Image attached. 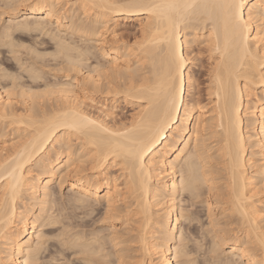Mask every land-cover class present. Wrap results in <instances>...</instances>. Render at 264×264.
Masks as SVG:
<instances>
[{"label": "bare ground", "instance_id": "bare-ground-1", "mask_svg": "<svg viewBox=\"0 0 264 264\" xmlns=\"http://www.w3.org/2000/svg\"><path fill=\"white\" fill-rule=\"evenodd\" d=\"M46 233L77 264H155L146 234L157 264H264V0H0V264Z\"/></svg>", "mask_w": 264, "mask_h": 264}, {"label": "rangeland", "instance_id": "rangeland-1", "mask_svg": "<svg viewBox=\"0 0 264 264\" xmlns=\"http://www.w3.org/2000/svg\"><path fill=\"white\" fill-rule=\"evenodd\" d=\"M126 24H127V25H126ZM128 24H129V25H128ZM121 25H122V26H121ZM121 25L118 26L119 28H117V29L120 30V31H117V32H119L118 34H122V33H123V35H121V36H122V37H121L122 40H123L124 42H125V40H126V43L129 45V47H132V44H133L132 42H134L133 40L135 39V35H134V33H133V31H135V27L133 26V24H131V22H127V23H125V24H121ZM122 27H123V28H122ZM131 27H132V28H131ZM124 29H125V30H124ZM128 31H130L131 33L128 32ZM120 32H121V33H120ZM126 35H127V36H126ZM133 35H134V37H133ZM123 38H124V39H123ZM127 41H128V42H127ZM131 43H132V44H131ZM199 46H200V45H199ZM195 47H197V48H195ZM200 47H201V46H200ZM192 48H193L194 56H195V53H196V56H195V57H198V59H195V58H194L195 61H193V63H194L193 69H194V72H195V76H196V78H198V79H197L198 83L200 82V84H201V85L199 84V85H200L199 88H200V89H203V88L205 87L204 85L206 84V79H207V78H206V74H205V72L207 71V66H208V64L206 63V62H207L206 60H207V56H208V55H207L206 53H202L201 51H197V49L200 50V48L198 47V44H197V43H195L194 45L192 44ZM194 50H195V51H194ZM198 52H199V54H197ZM197 55H198V56H197ZM200 55H201V58H200ZM206 55H207V56H206ZM204 56H205V57H204ZM130 57H131V56H130ZM129 59H130V58H129ZM199 59H201V60H199ZM202 59H203V61H202ZM204 59H205V60H204ZM200 61H201V62H200ZM130 62H131V61H130ZM195 62H198V63H196L197 66H196ZM130 64H131V63H130ZM200 65H201V66H200ZM202 65H203V66H202ZM205 65H206V66H205ZM132 66H133V64H132ZM194 67H195V68H194ZM195 70H196V71H195ZM204 71H205V72H204ZM202 72H203V73H202ZM200 73H201V74H200ZM203 79H204V80H203ZM204 81H205V82H204ZM202 85H203L204 87H202ZM201 91H202V97L204 98V97H205V96H204L205 94H203L204 91H203V90H201ZM107 97H108V95L104 97L106 100H105V99H103V100L106 101V102H105L106 104H109V103L107 102V100L110 101L109 99H111V96L109 95V97H108V98H107ZM121 99H122V101H121ZM121 99L119 98V99H118L119 101L117 100V101H115L116 103H114V105H115V104L117 105V106L115 105V108H113L114 113H115V114H118L117 117H119V116H120V117H123L124 114L129 115V114H130L129 112H130V111L132 112V107H133V106H132L130 103H128L127 100L124 101V99H123L122 97H121ZM120 101H121V102H120ZM103 102H104V101H103ZM124 102H125V103H124ZM117 103H118V104H117ZM122 103H123V104H122ZM124 104H125V105H124ZM119 105H120V106H119ZM99 106H100V105H99ZM99 106H98V104H96V105L94 106V107H95V110H94V107H93V111H94V112L97 111L98 109H96V108L99 107ZM90 109H91V108H90ZM91 110H92V109H91ZM116 110H117V111H116ZM121 112H122V114H123L122 116L120 115ZM115 116H116V115H115ZM64 191H65V190H64ZM121 203H122V202H121ZM121 203L119 202V205H122V204H123V203H122V204H121ZM201 205H202V204H201ZM198 206H199V205H197V206L195 205V206H193V207L195 208V207H198ZM123 207H125V206H124V205L121 206L122 209H123ZM193 207H191V208L194 209ZM199 207H200V206H199ZM199 207H198V208H199ZM200 208H201V210L203 209L202 207H200ZM200 208H199V209H200ZM122 209H121V210L119 209V210H120V213L122 212L123 215H124L123 217H126L125 213H126V211L128 210V208H127V210H125V208L123 209L125 212H124ZM195 209H197V208H195ZM95 210H96V211H95ZM95 210L93 211L94 213L92 212V213L89 214L91 217L88 218V216H89V215H88V216L86 217V221L84 220V223H85L84 225H85V226L83 225V227H82V226H81V227H76L75 230H77V228H78V230H79L80 228H84V227H86L87 230H89V229L91 230L92 228H94V229H95V228H102V227H103V224L101 223V221H100V222L98 221V220H99L98 218L100 217L99 214H101V213L103 212V210L100 208V206H98ZM82 211H83V210H80V211L76 210V213L80 214V212H82ZM122 213H121V214H122ZM127 216H130V215H127ZM204 218H206V217L204 216ZM77 219H78V218H77ZM90 219H91V220H90ZM94 219L97 221V223H96V221H95ZM88 220H89V221H88ZM93 220H94V221H93ZM205 220H206V219H205ZM205 220L203 219V221H205ZM78 221H79V220H78ZM88 222H89L92 226H94V227H91V225H90ZM93 223H95V224L93 225ZM100 223H101V224H100ZM118 223H119V222H118ZM133 224H134L135 226H134ZM87 225L90 226V228H89ZM131 225H132V227H131ZM136 225H137L136 223L130 221L129 225H126L125 228H126V227H128V228H133V232H132V229H131V231H130V229H129L128 231L130 232V234L133 233L132 235H135V234H137V230H136V232H135V229H134V227H136ZM123 226H124V225H123ZM133 226H134V227H133ZM118 228H119V230H122V232H121L122 235L125 234V235H123L122 237H125L124 239L128 238V237H126V236L129 234L128 231H127L126 229H125V230H126V231H125L122 227H118ZM50 229L53 230L52 228H50ZM45 230H46V228H45ZM84 230H86V229L84 228ZM186 231H187V230H186ZM104 232H106V230H104L102 233H104ZM123 232H124V233H123ZM46 234H47V235H46L47 237H49V236L51 237V236H52L51 234L49 235V233H46ZM126 234H127V235H126ZM186 234H187V232H186ZM146 236L148 237V238L146 237V238H147L146 240H147V242H149L147 245H148V246H151V244H156V246L151 247L150 249H148V251H145V250H144V252L146 253V254L144 253V256H145L146 260H148V258H149V259L152 258L153 262H155V264H157V263H159V256H160V253H161L160 251H161V249H162V247L159 245V244H160V240H159V239L156 240L155 237L151 236L150 234H146ZM47 237H46V238H47ZM52 239L54 240L55 238H54L53 236H52L50 239L47 238V240H46V242H45V243H46V244H45L46 248H44V249H46V251L42 248L43 251H44L45 253H44L43 251H40L41 253H40V252L38 253L39 255H38V260H37V261H38L39 263L43 264V263L46 261V262H45L46 264H53V263H55V264L60 263V264H61V262L64 260V258H65L66 260H67V259H68V260H67V261L65 260V262L63 261V262H64L63 264H66L68 261L71 262L70 264H74L73 261L75 260V258H76V260H75L76 262H75V263H76V264L78 263L79 260L77 261V259H78L77 255H72V254L70 255V252L68 251L69 249H67L65 246H64V247L62 246L64 251L62 250L61 252H62L63 254H66L67 256L62 254L61 256H64V258H63V257L61 258V259H62L61 262H59V261H57V260H56L57 262H51V260H49V259H51V256H50L51 254H47V252L50 251L49 253H52V252L54 253V251L51 252V250H53V249H54V250L57 249V247L55 248V246H59V247H61V245H56V243L58 242V241H57V237H56V242H54ZM122 239H123V238H122ZM51 240H52V241H51ZM185 240L188 241V242H187V241H186V242L184 241V242L186 243V245L188 244V245H187L188 248H191L192 245H190V244H192V242H191L189 239H185ZM189 242H190V243H189ZM47 243H48V244L50 243L51 245L49 244V246H47V245H48ZM124 243H125V244H124ZM124 243H123V244H124V246L126 247V245H127L128 242H124ZM130 244H131V243H128L127 246H128V247H131V248H129L131 251H130V252L128 251L127 254H131V256H132L133 253H134V251H133L134 248H132V247L137 246L136 244H138V243H137V242H136V243H132V244H131L132 246H131ZM134 244H135V246H134ZM54 245H55V246H54ZM51 246H52V247H51ZM189 246H191V247H189ZM1 247H2V246H1ZM49 247H50V248H49ZM62 247H61V249H62ZM47 248H48V249H47ZM51 248H52V249H51ZM184 248H185V251H187V252L190 250V249L186 248V246H185ZM42 249H41V250H42ZM59 249H60V248H59ZM59 249H57V250H59ZM132 249H133V250H132ZM186 249H188V250H186ZM65 250H67L68 252L66 251L67 253H64ZM226 250H227V249H226ZM55 251H56V250H55ZM140 251H141V252H140ZM53 253H52V254H53ZM137 253L142 254V253H143L142 249H141V250L139 249L137 252L134 253V255H138ZM40 254H41V258L39 257ZM44 254H45L46 256H45ZM56 254H61V253L59 252V253H56ZM188 254L191 255V256H189ZM188 254H187L188 256L186 255L187 258H188V257H189V258H190V257H191V258L193 257V256H192V254H193L192 252H191V253H188ZM0 255H4V253H1ZM54 255H55V253L53 254V257H52V258H54V259L57 258V256H59V255H57V256L55 255V257H54ZM43 256H44V257H43ZM47 256H48V257H47ZM71 256H72V259L70 258ZM74 256H75V257H74ZM79 256H80V255H79ZM140 256H141V255H140ZM142 256H143V254H142ZM144 256H143V258H144ZM1 257H4V256H1ZM49 257H50V258H49ZM66 257H67V258H66ZM177 257H178V256H177ZM184 257H185V256H183V257L181 256L182 259H183ZM194 257H195V256H194ZM39 258H40V260H42V261H40ZM44 258H45V259H44ZM46 258H48V259H46ZM181 258H180V260H182ZM185 258H186V257H185ZM59 259H60V258H59ZM59 259H58V260H59ZM177 259L179 260V257H178ZM52 260H53V259H52ZM47 261H50L51 263H49V262L47 263ZM54 261H55V260H54ZM69 262H68V264H69ZM45 263H44V264H45Z\"/></svg>", "mask_w": 264, "mask_h": 264}, {"label": "snow or ice", "instance_id": "snow-or-ice-1", "mask_svg": "<svg viewBox=\"0 0 264 264\" xmlns=\"http://www.w3.org/2000/svg\"><path fill=\"white\" fill-rule=\"evenodd\" d=\"M233 7L236 9L237 19L240 20L241 19L240 9L243 7V4L242 3L234 4ZM181 60L182 58L177 59V75H179V72H180V67H181L180 61Z\"/></svg>", "mask_w": 264, "mask_h": 264}]
</instances>
